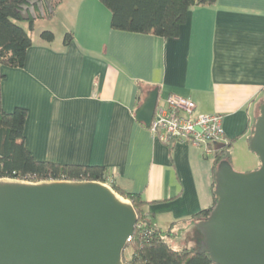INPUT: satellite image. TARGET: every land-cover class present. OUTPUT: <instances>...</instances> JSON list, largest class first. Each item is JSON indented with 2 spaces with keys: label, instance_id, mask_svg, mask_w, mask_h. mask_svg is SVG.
Returning a JSON list of instances; mask_svg holds the SVG:
<instances>
[{
  "label": "crops",
  "instance_id": "crops-1",
  "mask_svg": "<svg viewBox=\"0 0 264 264\" xmlns=\"http://www.w3.org/2000/svg\"><path fill=\"white\" fill-rule=\"evenodd\" d=\"M44 20L59 21L64 32L46 43L34 30L24 68H4L2 80L4 110L28 111L33 157L105 167L110 181L141 195L160 228L210 207L214 161L210 167L206 157L213 152L169 147L136 112L154 89L159 104L170 95L191 98L195 115L223 116L231 153L243 140L250 148L264 103V0L194 7L174 39L114 30L100 0H62Z\"/></svg>",
  "mask_w": 264,
  "mask_h": 264
},
{
  "label": "water",
  "instance_id": "water-1",
  "mask_svg": "<svg viewBox=\"0 0 264 264\" xmlns=\"http://www.w3.org/2000/svg\"><path fill=\"white\" fill-rule=\"evenodd\" d=\"M158 99L154 89L136 112L148 128ZM250 150L260 167L239 173L221 161L216 206L196 224L216 264H264V103ZM137 223L132 203L107 183L0 179V264H126Z\"/></svg>",
  "mask_w": 264,
  "mask_h": 264
},
{
  "label": "trees",
  "instance_id": "trees-1",
  "mask_svg": "<svg viewBox=\"0 0 264 264\" xmlns=\"http://www.w3.org/2000/svg\"><path fill=\"white\" fill-rule=\"evenodd\" d=\"M111 12V27L114 30L152 34L163 39L180 36L189 11L194 7L212 6L217 0H100ZM62 0H0V179H16L31 182L41 181H96L110 183L113 189L129 200L138 214L135 235L127 247L132 248V257L124 258L126 264H216L205 246L196 224L206 220L217 199L215 172L221 161L232 163L233 142L225 148L215 150L213 166V204L194 215L189 222L194 226L196 246L179 251L168 242L171 229L158 226L156 218L145 206L141 195L127 192L109 180V173L102 166H85L36 160L25 144V125L28 111L18 107L6 112L2 106V80L4 68L22 69L26 64L27 53L32 47V35L38 20L51 19ZM26 25V29L22 26ZM40 38L46 43L55 40V34L44 31ZM73 35L67 33L64 44L70 45ZM258 119V118H257ZM257 120L252 122V135ZM172 147V146H169ZM260 167V166H259ZM214 187V188H213ZM181 223H173V225ZM200 236V238H197Z\"/></svg>",
  "mask_w": 264,
  "mask_h": 264
},
{
  "label": "built area",
  "instance_id": "built-area-1",
  "mask_svg": "<svg viewBox=\"0 0 264 264\" xmlns=\"http://www.w3.org/2000/svg\"><path fill=\"white\" fill-rule=\"evenodd\" d=\"M196 108L193 99L170 95L157 104L149 130L168 146L181 143L213 152L215 143L225 141L223 116L195 115Z\"/></svg>",
  "mask_w": 264,
  "mask_h": 264
},
{
  "label": "rangeland",
  "instance_id": "rangeland-1",
  "mask_svg": "<svg viewBox=\"0 0 264 264\" xmlns=\"http://www.w3.org/2000/svg\"><path fill=\"white\" fill-rule=\"evenodd\" d=\"M57 22H52L50 20H40L36 23L35 26V34L34 38L38 37L42 32L44 31H51L56 36H58L60 33L64 32V29L62 27V24ZM22 26L26 29V25L22 24ZM27 30V29H26ZM232 152V151H231ZM234 154L235 162L231 163L232 168L234 171L239 173H249L257 170L260 165V159L258 156H256L247 146V144L244 142H239L234 147ZM215 158L214 152L206 157L207 165L212 166L213 161ZM214 181V178H213ZM110 186L111 184L108 183ZM214 188V187H213ZM124 198V197H123ZM161 228L164 230L171 229L173 232L172 237H169L168 242L170 243L171 247L176 250H182L185 248H193L196 246V242L194 241V226L189 223H181L176 225H161ZM197 238H200V236H197ZM132 257V248L127 247L124 251V258L126 260L131 259Z\"/></svg>",
  "mask_w": 264,
  "mask_h": 264
},
{
  "label": "bare ground",
  "instance_id": "bare-ground-1",
  "mask_svg": "<svg viewBox=\"0 0 264 264\" xmlns=\"http://www.w3.org/2000/svg\"><path fill=\"white\" fill-rule=\"evenodd\" d=\"M108 184V183H107Z\"/></svg>",
  "mask_w": 264,
  "mask_h": 264
}]
</instances>
